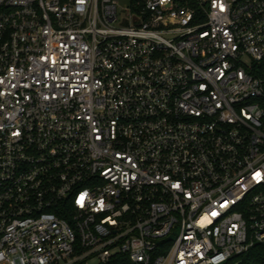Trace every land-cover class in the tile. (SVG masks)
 <instances>
[{
  "label": "built area",
  "instance_id": "obj_1",
  "mask_svg": "<svg viewBox=\"0 0 264 264\" xmlns=\"http://www.w3.org/2000/svg\"><path fill=\"white\" fill-rule=\"evenodd\" d=\"M248 255L264 0H0V264Z\"/></svg>",
  "mask_w": 264,
  "mask_h": 264
},
{
  "label": "trees",
  "instance_id": "obj_2",
  "mask_svg": "<svg viewBox=\"0 0 264 264\" xmlns=\"http://www.w3.org/2000/svg\"><path fill=\"white\" fill-rule=\"evenodd\" d=\"M243 258L245 259L243 264H250V262L252 260H256L257 258L255 256H243ZM259 260V259H257ZM111 264H131V262L129 261V259L126 256H118Z\"/></svg>",
  "mask_w": 264,
  "mask_h": 264
},
{
  "label": "rangeland",
  "instance_id": "obj_3",
  "mask_svg": "<svg viewBox=\"0 0 264 264\" xmlns=\"http://www.w3.org/2000/svg\"><path fill=\"white\" fill-rule=\"evenodd\" d=\"M239 260H241V259L236 258V259H234L233 261H231L230 263H227V264H238V261H239ZM258 261H259V260L256 259V260L250 262V264H257ZM96 263H97V261H93V262H92V264H96Z\"/></svg>",
  "mask_w": 264,
  "mask_h": 264
}]
</instances>
